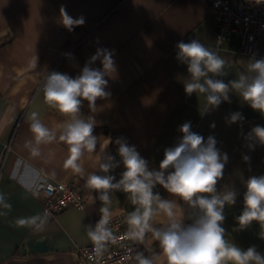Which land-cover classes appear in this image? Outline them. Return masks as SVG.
I'll return each instance as SVG.
<instances>
[{"label": "crops", "instance_id": "1", "mask_svg": "<svg viewBox=\"0 0 264 264\" xmlns=\"http://www.w3.org/2000/svg\"><path fill=\"white\" fill-rule=\"evenodd\" d=\"M61 7L74 19L83 16L85 23L69 31L61 23ZM212 30L206 0H0V36L7 38L0 46V264H73L78 257L77 246L91 242L87 233L96 227L102 216L100 209L105 206L99 199L102 190L90 188L88 176L112 175L116 183L125 170L116 140L135 146L150 171L160 170L165 149L178 143L183 135L179 128L185 122H190L191 130L205 140L213 136L219 151L227 154L223 176L216 185L217 194L229 189L236 192L235 203L224 205L221 226L226 240L243 249L255 246L264 254L259 223L252 221L240 229L236 220L244 207L246 179L264 175V145L254 137L248 139L253 127L264 126V114L252 109L231 88V82L241 75L249 80L256 75L249 65L257 58L239 51L237 36L217 48ZM191 39L225 61L220 73L207 76L229 85V100H222L215 108L209 106L207 111L208 93L185 92L191 74L176 55L177 43ZM97 48L114 50L117 73L107 77L105 91L110 96L97 98L96 111L84 100L76 114V118L93 121L92 135L97 137L94 151L82 149L77 161L83 169L81 174L65 167L69 146L59 139L63 125L73 117L46 104L39 84L52 71L78 75ZM256 54L264 56V38L258 40ZM91 66L99 67L100 62ZM203 80L204 77L200 82ZM34 111L56 137L38 145V156H33L26 146L31 141V146L37 147L29 128ZM236 111L244 119L228 123L229 115ZM213 122L214 128L210 127ZM106 140L109 143L104 146ZM250 143L255 145L253 150L248 147ZM245 155L250 157L248 161L243 159ZM108 156L114 157L116 167L104 173L99 166L107 162ZM46 179L66 182L80 190L85 207H68L53 219L45 218L39 188ZM153 193L173 201V211L179 213L184 225L202 214L198 207L168 193L159 184ZM108 195L109 210L122 206L129 216L139 207L132 203L130 193L120 189H110ZM153 209L151 227L167 226L169 218L155 202ZM21 219L28 222L21 226ZM38 237L50 247L29 251L27 242ZM139 254L153 264H166L159 242L149 230L139 245ZM133 264H139L137 258Z\"/></svg>", "mask_w": 264, "mask_h": 264}, {"label": "clouds", "instance_id": "2", "mask_svg": "<svg viewBox=\"0 0 264 264\" xmlns=\"http://www.w3.org/2000/svg\"><path fill=\"white\" fill-rule=\"evenodd\" d=\"M254 2L261 4L264 0ZM60 18L63 26L69 31H72L74 26L85 23L83 16L74 19L63 7L60 9ZM176 47L177 59L187 65V72L191 74V80L185 84V92L189 95L194 92L208 93L204 111H207L209 106L213 108L219 106L222 100L228 101L229 85L207 76L208 73H220L225 61L196 39L189 42L179 41ZM113 51L97 48L78 75L73 77L67 73L52 71L43 83L45 103L60 113L73 117L63 125V133L59 139L69 146L65 167L76 173H83L81 165L77 162L82 155V149L91 153L97 145V137L92 135L93 121L76 118V114L79 113L84 100L95 112L97 98L110 96L105 89L108 85L107 77H115L117 73ZM65 55L71 57L72 54ZM95 61L100 62L99 67L91 66ZM35 63L33 61V67ZM249 68L256 75L251 80L241 75L238 80L231 82V88L237 90L252 109L264 114V59L255 60ZM202 77L203 83L200 82ZM243 119L242 113L236 111L229 115L228 123ZM210 127L214 128L215 123L213 122ZM29 128L37 147H32L31 141L26 142V146L30 147L33 156H38L40 154L38 145L50 143L56 137L35 111L29 118ZM179 131L183 135L175 146L165 149L164 158L159 163L160 170L150 171L147 161L141 157L135 146H129L118 139L116 140L119 144L118 152L125 169L119 181L113 183L115 177L112 175L88 176V186L102 190L99 199L105 204L100 209L102 216L95 230H89L87 233L95 245V251L101 254L104 248L102 242L112 238L110 230L106 227L110 218L108 205L111 203L108 190L120 189L130 193L132 203L139 205L127 217L130 226L126 233L127 238L142 241L145 231H151L154 240L159 242L166 264H264V254L258 252L255 246L243 249L225 238V229L221 226L225 219L224 205L235 203L236 192L229 189L222 195L217 194L216 185L223 176V169L228 160L227 154L219 151L213 136L209 135L205 140L202 135L193 132L190 122L183 123ZM253 137L264 145V126L253 127L248 139ZM108 143L106 140L104 146ZM248 147L253 150L255 145L250 143ZM113 159L114 157L108 156L107 162L100 164L99 167L104 173L116 167L112 163ZM243 159L248 161L250 157L245 155ZM169 169L171 170L165 175V171ZM156 184L189 205L198 207L202 214L192 223L184 225L179 213L173 211L175 207L173 201L161 199L158 193H153ZM245 186L244 207L241 214L236 217L238 226L243 229L252 221H256L262 229L259 235L264 239V175L249 176ZM154 202L157 209L163 210L169 218L167 226L160 229L152 228L149 224L155 211ZM27 222L21 219L19 224L23 226ZM32 222L35 223V218H32ZM136 258L139 264H153L152 260L144 258L142 254L138 253Z\"/></svg>", "mask_w": 264, "mask_h": 264}, {"label": "built area", "instance_id": "3", "mask_svg": "<svg viewBox=\"0 0 264 264\" xmlns=\"http://www.w3.org/2000/svg\"><path fill=\"white\" fill-rule=\"evenodd\" d=\"M206 1L213 19L212 40L215 46L219 48L222 42L237 36L241 53L255 56L257 60L264 59L263 55L256 54L257 42L264 38V3L256 4L254 0ZM46 77L41 80L40 88ZM39 193L42 200L41 213L47 219H53L65 208L82 210L86 205L84 194L66 182L43 180ZM109 211L110 218L106 227L112 238L102 242V253L97 254L92 241L79 245L76 248L78 257L73 264H133L145 234L142 241L127 238L126 233L130 230L127 212L122 206Z\"/></svg>", "mask_w": 264, "mask_h": 264}, {"label": "water", "instance_id": "4", "mask_svg": "<svg viewBox=\"0 0 264 264\" xmlns=\"http://www.w3.org/2000/svg\"><path fill=\"white\" fill-rule=\"evenodd\" d=\"M27 247L29 251H41L50 247L49 243H46L42 237L32 238L27 242ZM20 250L22 253L25 252V248L23 245L20 246Z\"/></svg>", "mask_w": 264, "mask_h": 264}, {"label": "trees", "instance_id": "5", "mask_svg": "<svg viewBox=\"0 0 264 264\" xmlns=\"http://www.w3.org/2000/svg\"><path fill=\"white\" fill-rule=\"evenodd\" d=\"M6 37H1L0 36V46L4 43V42H6ZM102 131H104V130H102Z\"/></svg>", "mask_w": 264, "mask_h": 264}]
</instances>
